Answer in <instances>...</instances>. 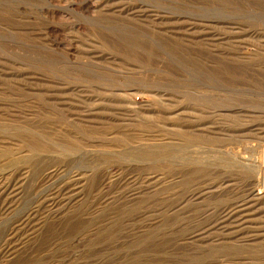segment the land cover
<instances>
[{"label": "rangeland", "instance_id": "obj_1", "mask_svg": "<svg viewBox=\"0 0 264 264\" xmlns=\"http://www.w3.org/2000/svg\"><path fill=\"white\" fill-rule=\"evenodd\" d=\"M0 264H264V0H0Z\"/></svg>", "mask_w": 264, "mask_h": 264}, {"label": "bare ground", "instance_id": "obj_2", "mask_svg": "<svg viewBox=\"0 0 264 264\" xmlns=\"http://www.w3.org/2000/svg\"><path fill=\"white\" fill-rule=\"evenodd\" d=\"M134 110V109H133ZM136 111V110H135ZM140 112V111H139Z\"/></svg>", "mask_w": 264, "mask_h": 264}]
</instances>
